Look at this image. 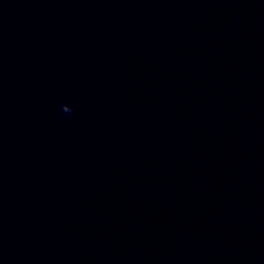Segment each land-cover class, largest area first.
Wrapping results in <instances>:
<instances>
[{"label":"clouds","instance_id":"clouds-1","mask_svg":"<svg viewBox=\"0 0 264 264\" xmlns=\"http://www.w3.org/2000/svg\"><path fill=\"white\" fill-rule=\"evenodd\" d=\"M59 107H60L61 112L66 114L69 117L74 114L73 107L70 104L66 103V102H61Z\"/></svg>","mask_w":264,"mask_h":264}]
</instances>
